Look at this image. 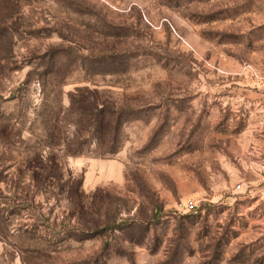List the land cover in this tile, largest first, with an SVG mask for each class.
<instances>
[{
	"label": "rangeland",
	"instance_id": "obj_1",
	"mask_svg": "<svg viewBox=\"0 0 264 264\" xmlns=\"http://www.w3.org/2000/svg\"><path fill=\"white\" fill-rule=\"evenodd\" d=\"M78 87L124 111L117 153L77 138ZM8 117L0 264H264V0H0ZM41 149L49 188L17 191Z\"/></svg>",
	"mask_w": 264,
	"mask_h": 264
},
{
	"label": "trees",
	"instance_id": "obj_2",
	"mask_svg": "<svg viewBox=\"0 0 264 264\" xmlns=\"http://www.w3.org/2000/svg\"><path fill=\"white\" fill-rule=\"evenodd\" d=\"M62 71L59 68H52L47 71V80H55L61 78ZM30 77V74L29 76ZM46 80V78H43ZM40 79V85L42 86L43 100L41 106L43 107L42 122L44 125L45 132L47 133L50 146H54L58 142L57 133L60 129H57L58 123L53 125L54 112L51 106L48 104L50 92L48 91V84L46 81ZM30 78L24 81L26 83ZM57 91L56 96L59 99L63 90L61 85L56 84ZM15 99V97L13 98ZM57 99V100H58ZM71 112H75L77 116V138H80L85 133H91L97 138L100 145H98L95 151L98 156L103 157L106 154H115L120 148V135L121 129L126 122V116L123 110L117 109L111 104L102 102L96 92L85 93V89L78 87L71 96ZM70 111V110H69ZM93 129V130H92ZM17 130L16 123L13 122L12 118H5L0 123V138L4 141H11V137ZM19 132V131H18ZM5 152V151H4ZM68 152L71 154H80L84 152V149L80 143L69 145ZM50 156L46 155L43 149L35 151L33 156L27 158L25 163H22L17 168L18 173L23 175L27 172L30 173V182L28 186L21 187L18 185L16 188L19 192H31L35 195L41 191H46L53 178V166L50 164ZM3 169L0 166V182L3 180ZM16 189L14 192H16ZM12 190V189H11ZM4 209L0 208V212ZM108 222L98 223L99 226H105ZM99 226H96L97 228Z\"/></svg>",
	"mask_w": 264,
	"mask_h": 264
},
{
	"label": "built area",
	"instance_id": "obj_3",
	"mask_svg": "<svg viewBox=\"0 0 264 264\" xmlns=\"http://www.w3.org/2000/svg\"><path fill=\"white\" fill-rule=\"evenodd\" d=\"M189 208H190V209H193V208H194V205H193V204H191V205L189 206Z\"/></svg>",
	"mask_w": 264,
	"mask_h": 264
}]
</instances>
